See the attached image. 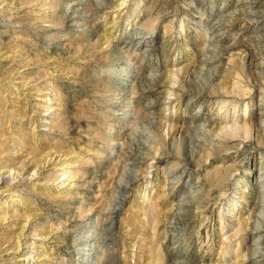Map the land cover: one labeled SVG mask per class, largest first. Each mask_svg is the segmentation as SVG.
<instances>
[{
    "label": "rangeland",
    "instance_id": "rangeland-1",
    "mask_svg": "<svg viewBox=\"0 0 264 264\" xmlns=\"http://www.w3.org/2000/svg\"><path fill=\"white\" fill-rule=\"evenodd\" d=\"M260 43L264 0H0V264H264Z\"/></svg>",
    "mask_w": 264,
    "mask_h": 264
},
{
    "label": "bare ground",
    "instance_id": "bare-ground-1",
    "mask_svg": "<svg viewBox=\"0 0 264 264\" xmlns=\"http://www.w3.org/2000/svg\"><path fill=\"white\" fill-rule=\"evenodd\" d=\"M261 41V40H260ZM261 44V43H260ZM261 45H263V44H261ZM264 46V45H263ZM175 95V94H174ZM194 142V141H193ZM137 160V159H136ZM11 166V165H10ZM3 170H6L5 168L3 169ZM8 171V170H7ZM10 171V170H9ZM3 173V172H2ZM1 173V171H0V181H1V183H3V184H5V187H8L11 183L10 182H13V180L14 179H17L19 176H20V173H19V171L17 172V171H15L14 173H13V175H12V177H11V179H9V177H5L3 174ZM6 173V172H5ZM4 173V174H5ZM11 173H12V171H11ZM65 173H67V172H65ZM9 174V173H8ZM10 175V174H9ZM63 177V176H62ZM69 178V177H68ZM71 179V178H70ZM9 188V187H8ZM121 206V205H120ZM114 226V225H113ZM27 259V258H26Z\"/></svg>",
    "mask_w": 264,
    "mask_h": 264
}]
</instances>
